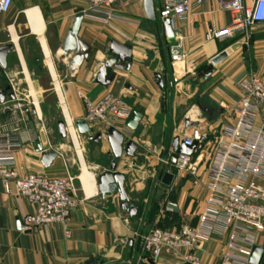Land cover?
<instances>
[{"label": "crops", "instance_id": "crops-1", "mask_svg": "<svg viewBox=\"0 0 264 264\" xmlns=\"http://www.w3.org/2000/svg\"><path fill=\"white\" fill-rule=\"evenodd\" d=\"M162 1L153 0V21L146 18L142 0L114 3L109 10L120 17V20L107 22L84 16L88 13L90 0H12L10 9L0 14V46L14 43L9 31L12 28L16 43H28L30 40L36 42L44 56L41 46L43 42L47 55L60 57L62 80L57 83L69 111L76 118L83 121L84 115L78 94L91 100L107 94L119 97L131 111L139 112L142 116L135 131L127 129L122 134L127 137L136 134L131 141L130 138L125 141L126 136L124 138L125 142L130 141L136 146L134 157L123 154L116 161V171L124 176L128 203L137 208L135 216L129 217L128 212L120 208L116 192L101 198L95 174L90 172L94 176V188L90 196H86L80 179L78 181L80 189L76 193V209L71 213L68 225L69 239H64L60 227L55 225H44L34 231L22 232L19 218L32 213L33 207L14 192H6L0 183V264H116L122 256H129L133 260L129 263L134 264L143 257L140 254L139 231L144 223L143 213L136 204L137 201L132 198V193L138 194L145 189L148 185L146 182H151L149 176L152 171H143L141 168L126 171L121 170V166L123 160L138 158L143 164L151 157L147 155L150 152H153L152 157L157 164H161L159 167H165L158 175L160 187L170 191L181 184L177 201L168 202L172 207L166 205L167 209L179 218L185 217L186 222L183 224H197V214L205 199L208 184L207 158L194 177L185 178L176 175L173 165H165L163 161H168L173 153L171 143L175 138L180 142L188 136L193 138L195 130L208 135L210 148L207 153L208 157L211 156L221 128L233 125L236 121L235 112L242 95L240 82L249 74L264 76V26L255 25L250 30L246 44L238 34L227 40H214L211 33L226 27L230 22V15L220 9V4L226 0H204L201 5L192 9L185 21L169 22L172 31V38L169 39L162 26L163 20L156 17V9ZM78 14H82L83 19L76 38L87 46L90 54L80 67L70 72L66 63L72 55L63 58L60 47ZM111 42L130 48V64L128 70L112 71L113 80L108 86H103L96 83L95 79L100 65L110 57ZM172 46H179L182 58L178 64L170 61L169 48ZM15 49L13 44L6 56V68L0 69L1 71H7L8 56ZM19 49L20 58L19 54L16 55L19 58L18 65L26 88L32 95L34 92L28 81L29 72L23 52ZM220 53H225L226 58L215 66L211 65V59ZM50 63L57 81L54 62L50 60ZM47 70L53 82L48 66ZM210 71V76L204 79ZM53 88L56 92L54 82ZM7 92L9 95L10 89ZM89 130L94 131V136L101 133L102 143L104 131L99 127ZM17 134L21 150L16 154V162L21 173L60 179L69 174L64 157L56 151L58 157L49 167L41 165L40 154L35 150L37 144L41 145L43 151L51 150V145L40 133L35 139H31L27 133ZM89 137L91 136H88V141L96 145ZM109 151L108 146L106 153H103L104 162L108 165L111 158ZM107 169L108 166L103 172ZM166 173L173 177L169 186L161 183ZM134 174L139 175L141 180L134 178ZM113 205L115 209L112 212ZM193 207H197V211L191 212ZM154 227L156 226L146 232ZM123 239L127 242L125 251L119 245ZM223 243L224 238L221 237L208 240L199 252L202 262L215 264ZM262 244L263 238L259 237L256 245ZM142 264L180 263L161 256Z\"/></svg>", "mask_w": 264, "mask_h": 264}, {"label": "built area", "instance_id": "built-area-1", "mask_svg": "<svg viewBox=\"0 0 264 264\" xmlns=\"http://www.w3.org/2000/svg\"><path fill=\"white\" fill-rule=\"evenodd\" d=\"M118 1L125 0H90L84 16L101 22L120 20L109 10ZM203 1L163 0L156 9V17L160 21L183 22ZM11 3L12 0H0V14L6 13ZM220 9L229 13L230 22L211 33L214 40L223 41L238 34L246 44L250 30L258 24L264 26V0H226ZM169 52L172 64L181 62L179 46L170 47ZM239 88L242 95L235 112L236 121L221 128L211 156L207 153L208 135L202 134L193 154L177 155L172 166L178 175L194 177L207 158L208 184L197 224L152 228L142 237L143 257L134 264L161 256L180 264H204L199 252L213 237L224 238L215 264H249L251 249L257 246L259 237L264 243V76L249 74ZM3 90L0 86V96ZM78 97L83 106V121L89 129L114 128L121 134L127 131L125 122L131 109L122 99L110 94L96 100L81 94ZM182 144L192 146L193 138L185 137ZM20 150L21 141L16 132H0V183L6 192H14L33 207L32 213L19 218L20 230L30 232L44 225H55L60 227L64 239H69L68 225L76 209L75 178L69 174L60 179L21 173L16 162ZM163 163L168 165L167 160ZM167 205L172 207L171 203ZM259 264H264V252Z\"/></svg>", "mask_w": 264, "mask_h": 264}, {"label": "rangeland", "instance_id": "rangeland-1", "mask_svg": "<svg viewBox=\"0 0 264 264\" xmlns=\"http://www.w3.org/2000/svg\"><path fill=\"white\" fill-rule=\"evenodd\" d=\"M262 34L264 35V32H262ZM17 47L18 51L15 49V52H11L8 56L7 71H0V86H2L4 89L9 88L10 93L14 96L13 102L8 97L3 99L4 103L0 105V132L27 133L31 139L37 138V135L40 133V136L44 140L49 141L51 150L56 151L59 155L64 157L69 175L75 178L73 186L77 193V191L80 189L78 181L80 175L82 174V168L79 166L80 163H78L79 159L76 154V149L64 121L59 98L56 92H54L53 82L49 78L46 66V58L41 53L39 44L31 40L28 43H17ZM19 48H21L23 52V58L25 59L29 72V81L31 82L33 88L34 98L37 103L40 115H38L36 112L34 99L26 88V83L23 80V76L18 65L19 58L17 59L16 55L18 52L20 53ZM49 59L51 62H54L55 70L57 72V82H59V80H62V75L60 73L61 65L59 64L60 57L54 56L52 54L49 56ZM12 89L14 92H12ZM61 96L71 119L74 130L73 133L76 137L77 144L81 152V158L83 162H85L84 165L86 164L88 168L87 170L86 166H84L85 171L95 174V180L97 182L99 174L103 172V170L108 166V164L104 162L103 156V153H106V150L108 149L106 139L104 137L102 141L103 147H101L102 143H100V141L97 142L96 145H93L88 141V136H94L93 130H89L87 135H79L75 128V121L80 119L76 118L73 115V112L69 111L64 96ZM18 105L20 108H18ZM58 121H62L65 125L66 136L63 139L59 137L57 131ZM125 136V141H127L129 138L131 141L133 138H135L136 134L135 136ZM152 154L153 152L147 153L148 157H151L143 164L140 163L141 160L138 158L137 160L132 161L123 160L121 166V170H138L141 168L143 171L144 169L152 171L151 175L149 176V180H151V182H146V185L147 183L148 185L145 187V189L140 191L138 194L132 193V198L137 201L136 204L140 206V210L143 213L142 222L144 225L139 231L141 241V255H143L142 237L147 233L146 231L149 228L153 226L160 228H178L184 222H186L185 217L181 216V218H179L173 211L167 209L166 206L168 202L175 203L177 201L178 188L181 184L177 185L175 188H172L170 191L160 187L158 175L165 169V167H159L161 164H157V161L156 159H153ZM174 172L176 175H178L175 170ZM183 177L185 178L187 176ZM134 178L141 180V177L137 174H134ZM112 207L113 212L115 205ZM190 210L191 212H195L197 211V207H193ZM119 245L123 251L127 249V242L125 239H123ZM132 261V258L129 256H122L116 264H130Z\"/></svg>", "mask_w": 264, "mask_h": 264}, {"label": "water", "instance_id": "water-1", "mask_svg": "<svg viewBox=\"0 0 264 264\" xmlns=\"http://www.w3.org/2000/svg\"><path fill=\"white\" fill-rule=\"evenodd\" d=\"M144 13L149 21L154 20V7L153 0H142ZM83 19L82 14H78L74 17L71 28L68 31L63 44L60 47L61 56L63 58L72 55L70 61L66 63L67 68L70 72H74L76 67H80L83 61H86L89 57L90 50L85 44L76 38L80 23ZM162 26L167 38H172V31L168 20L162 21ZM12 45L0 46V69L4 70L6 68V56L8 52L12 49ZM109 53L110 57L107 58L99 67L98 73L96 75V83L108 86L114 78L112 71L128 70L130 64V48L127 46H122L115 44L113 42L109 43ZM226 58L225 53H220L211 59V65L215 66ZM211 71L208 72L203 78L206 79L210 76ZM160 85V82L158 83ZM9 91V88H5L0 96V100L3 101L5 93ZM8 97L13 100L14 96L10 93ZM141 114L136 111H131L128 119L125 122V127L131 131H135L140 120ZM75 128L79 135H87L89 133V128L87 124L82 120L75 121ZM57 130L60 138H65L66 131L65 125L62 121L57 122ZM201 133L195 130L193 133V144L190 147H186L175 138L171 143V148L173 153L168 159L170 165H174L177 159V155L191 156L196 147L197 141L199 140ZM104 137L110 149V161L108 169L102 172L97 179V189L101 198H104L113 193H117L118 199L120 201V208L128 212L129 217H134L137 208L129 205L128 197L124 190V176L116 171V161L119 160L122 155L128 157H134L136 146L132 142L124 141V136L116 131L114 128H109L104 131ZM102 134L97 133L94 137H89V140L97 143L101 140ZM36 152L40 154V163L43 167H49L52 162L58 157V154L53 151H43L41 145L38 143L36 147ZM172 175L166 173L161 179V183L165 186H169L172 182ZM20 228V226H19ZM264 252V243L261 246H253L249 255V264H259L262 254Z\"/></svg>", "mask_w": 264, "mask_h": 264}, {"label": "bare ground", "instance_id": "bare-ground-1", "mask_svg": "<svg viewBox=\"0 0 264 264\" xmlns=\"http://www.w3.org/2000/svg\"><path fill=\"white\" fill-rule=\"evenodd\" d=\"M9 31H10V34H11V39L14 42L13 44L15 45V48L18 51V47H17V43H16V35H15V33H14L12 28H9ZM41 46H42V49H43V52H44V56L46 58V62H47V66H48L49 72L51 73L52 78H53V82H54V85H55V91H56V94H57V96L59 98V103L61 105V111H62V114H63V117H64V121H65L66 127H67V129L69 131V134L71 136V140H72V142L74 144V147L76 149V154L78 156L79 163H80V166L82 168V174L79 177V179H80L83 191L85 192L86 196H90L92 194V191H93V188H94V176H93V174L85 171V167H84L85 165H84L83 160L81 158V152L79 150L76 137H75V135L73 133L74 130H73V126H72V123H71V119H70V117H69V115L67 113V110L65 108V104H64V101H63L62 96H61L59 84L57 83V81H56V79L54 77L53 67H52V64L50 63L49 57H48V55L46 53V49H45V46H44L43 42L41 43ZM18 54H19V58H20V53L18 52ZM21 61H22V59H21ZM22 65H23V63H22ZM23 70H24L25 76L27 77L28 75H27V73L25 71L24 66H23ZM31 94H32V97L34 99V105H35V108H36V112H37L38 115H40L37 103H36L35 98H34V94L33 93H31Z\"/></svg>", "mask_w": 264, "mask_h": 264}, {"label": "flooded vegetation", "instance_id": "flooded-vegetation-1", "mask_svg": "<svg viewBox=\"0 0 264 264\" xmlns=\"http://www.w3.org/2000/svg\"><path fill=\"white\" fill-rule=\"evenodd\" d=\"M1 71V70H0Z\"/></svg>", "mask_w": 264, "mask_h": 264}]
</instances>
